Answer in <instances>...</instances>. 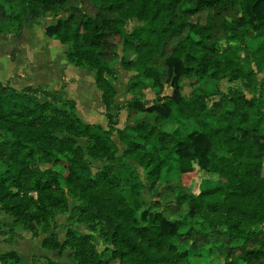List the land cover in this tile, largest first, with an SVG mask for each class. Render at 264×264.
I'll list each match as a JSON object with an SVG mask.
<instances>
[{
	"label": "trees",
	"instance_id": "obj_1",
	"mask_svg": "<svg viewBox=\"0 0 264 264\" xmlns=\"http://www.w3.org/2000/svg\"><path fill=\"white\" fill-rule=\"evenodd\" d=\"M48 16L55 22L44 35L66 47L70 64L94 72L106 127L81 121L72 100L0 83V212L45 236L67 193L105 244L97 252L92 235L71 226L61 242L45 236L41 248L69 249L73 264H264V0H0V34L17 37ZM228 19L236 34L224 30ZM129 21L137 25L127 32ZM118 67L132 73L128 93L147 87L155 96L116 108V117L126 109L141 119L123 129L111 119L116 93L107 79ZM223 76L245 81L250 98L230 87L200 109ZM89 159L106 165L93 173ZM198 172L215 185L203 181L194 194L166 180ZM0 264L24 262L11 252Z\"/></svg>",
	"mask_w": 264,
	"mask_h": 264
},
{
	"label": "rangeland",
	"instance_id": "obj_2",
	"mask_svg": "<svg viewBox=\"0 0 264 264\" xmlns=\"http://www.w3.org/2000/svg\"><path fill=\"white\" fill-rule=\"evenodd\" d=\"M46 19L55 22V20L50 16H48ZM136 25L137 23L135 21H129L127 23L126 31L130 32L131 29ZM223 28L228 35H233L238 32V29L236 27V21L232 19L225 20L223 23ZM37 35H40V33L35 34V37H37V39H35L33 42L37 50H39L40 44L44 43L42 41L48 42L50 43V45L53 46H47L46 51L49 52L50 56L54 57L52 73L46 75L45 83L44 84L41 83L40 89L45 90L50 94H52V97L54 98L53 101L55 102L61 101L62 99L72 100L75 103V112L77 117L84 123L98 124L105 127L106 126L105 113L100 103L99 94L94 86L95 85L94 72L92 70L90 71L89 69H86L83 65L82 66L78 65L79 67H77L72 64H68L65 58L62 57L65 54L66 47L62 46L61 44H59L54 40L47 39L42 33L40 38H38ZM118 54L119 57L122 56L120 48ZM4 57H7L6 60L10 61L11 55L7 54L4 55ZM10 69L8 65H4L0 63V83L9 82V79L13 76V74H15L14 71L10 72L11 71ZM118 71L119 73L114 78L111 77L107 79L116 92L115 94L116 96L114 98V106L110 112L111 113L110 115L112 116L111 119L112 121L117 123V128L122 129L126 125L131 126L136 124L141 119L138 116L134 115V113H132L128 117V111L126 109L120 111L116 117V112H115L116 108L122 107L123 103L131 98H138L143 101H151L155 98V96H154V92L148 89L147 87L137 90L136 92L131 94L128 93L127 85L130 77L132 76V73H126L122 71L120 67H118ZM35 78L36 77H32V73H31V75H29L27 78L28 80L25 81L22 85L20 82H18V85H14L15 79L13 77L10 80L11 82L9 86L12 87L13 85V87L15 88L14 90L21 91L23 86L34 85L36 83V81H34ZM261 78L262 75H259L257 77V80L260 81ZM189 84L190 82L188 81L184 82L185 87L183 88L182 91L184 96H187L189 93V88H188ZM230 87L240 88L241 91L244 93L245 97L250 98V94L248 89L246 88L245 81H230L229 78L223 76L220 79V81L217 82L215 85L216 88L215 94L208 95V97L204 101L200 102L199 104L200 109H205L209 107L213 102L218 101L219 100L218 94L225 93L226 90ZM170 93H171L170 88L168 86H165L161 95L168 96L170 95ZM36 99L39 102L48 101L47 98L40 95L37 96ZM238 136L243 137L245 135L238 133ZM247 136L253 137L255 140H257L260 143L263 142V139L261 140L256 135H247ZM113 140L116 142L117 146L119 147V151H121V146L116 141L115 136H113ZM77 144L81 148L85 149L84 140H77ZM119 154L121 153L119 152ZM219 155L227 156V154L224 152L219 153ZM89 164L91 167V171L93 173H95L100 168H102L103 165H106L105 162L102 163L94 162L90 159H89ZM263 167H264V161H263ZM136 170L139 179L142 181L143 184L147 185L145 172L141 170L139 167H136ZM263 176H264V168H263ZM162 179H164L163 173H162ZM166 180L169 183V185H172L177 189L181 188L185 192H191L194 194H198L200 185L202 184L203 181H208L207 183L208 188L215 185L214 180L209 175H205L200 172L189 177H181V178H175L174 176L170 175ZM152 192L153 191H149L147 189L143 191L144 193L143 200L145 201L147 206H150L153 203V196L151 194ZM65 200H66V208L64 210L59 211V213L48 219L49 232L45 236L48 237L51 234L54 235L59 241H62L65 234L64 227L71 226L79 233L86 235L91 234L93 237L92 243L96 251L99 253L102 252L103 249L105 248V244L100 234L97 232V230H95V232H92L89 229V226L81 224L79 220L78 211L76 210V207L79 206V203L76 200L70 198L67 193L65 194ZM155 210L159 212V207L155 206ZM0 216H6V215H3V213L0 212ZM6 217H7V223L6 225H4L3 228V230L6 231V233L3 235L6 238L8 237L14 238V236H17L16 237L17 245L16 246L14 245L13 247H10L8 244L0 245V255L8 252L9 253L14 252L18 255V257L22 259L24 264H31L32 259L35 257H39V256L44 257V254H52L48 252L46 253L45 251L41 250L39 246L38 247L36 246V243L34 241L29 242L33 238V237L31 238V235L34 234L33 233L34 231L31 229V227H29V224L27 223L23 224L21 222L12 224V220L8 216ZM34 227L38 228L39 226L35 225ZM0 229H2L1 225H0ZM16 232L18 234H16ZM46 258L51 259L49 256ZM52 258H54V261L57 264L74 263L72 257V251L69 249L65 250V252L60 254L55 253L52 256Z\"/></svg>",
	"mask_w": 264,
	"mask_h": 264
},
{
	"label": "crops",
	"instance_id": "obj_3",
	"mask_svg": "<svg viewBox=\"0 0 264 264\" xmlns=\"http://www.w3.org/2000/svg\"><path fill=\"white\" fill-rule=\"evenodd\" d=\"M53 23L54 22H52L46 18L45 19H38L34 23L25 26L21 30V32L18 34L17 37L0 34V55H3V56H0L1 57L0 63H2L4 65H8L9 69L11 68L10 72L14 71V73H15L9 79V82H7V83H9L8 85H10V82H11L10 80L13 77L15 79L14 85H18V82H20L22 85L25 81L28 80L27 78L29 75H31V73H32V77H36L34 79V81H36V83L34 85L23 86L22 89L25 87H28V86H31L33 88H41L40 87L41 83H43V84L45 83L46 75L52 73V67H53V61H54V57L49 55V52L46 51V48H47V46H53V45H50V43H48V42L42 41L44 43H41L39 50H37V48L34 46L33 42L35 39H37V37H35V34L40 33V35H37L38 38H40L41 33L44 35L45 29L48 26L53 25ZM47 39H49V38H47ZM7 54L11 55L10 61L6 60L7 57H4V55H7ZM62 57H64L66 62L68 64H70L67 61L65 54ZM27 74H28V76H27ZM7 83H4V84H7ZM11 88L15 89L13 87V85ZM96 91L99 94L100 103H101L103 110H104V113H105L104 106L101 102V93L97 89H96ZM66 100H68V99H66ZM100 126H102V125H100ZM126 126H129V125H126ZM126 126H124L123 128H125ZM102 127L105 128L106 126L105 127L102 126ZM113 136H115L116 141L121 146V151H119V147L117 146L116 142L113 140V137H112V140H113L115 146L117 147L118 154H119V152L122 153L124 151L123 145H121V143H119L117 136L115 134ZM120 155L121 154H119L118 156H120ZM6 223H7V217L6 216H0V225L2 228V229H0V245L6 244L5 243L6 237H4V235H3L6 233V231L3 230L4 225H6ZM16 234H18V233L16 232ZM41 236H39L37 238H32V235H31L32 240H30L29 242L34 241L36 243V246L37 247L39 246L40 249L43 250L41 248V242H42L43 238H45V237H44V235H41ZM16 237L17 236H14V238H12V242L10 244H8L10 247L17 245ZM43 251H45L46 253L48 252V253H52V254H44V257H42V256L41 257L40 256L39 257L32 256V257H35L39 261H43L45 259H49V258H46L49 256L51 258L50 260L54 261V258H52V256L56 252H50V251H46V250H43Z\"/></svg>",
	"mask_w": 264,
	"mask_h": 264
}]
</instances>
